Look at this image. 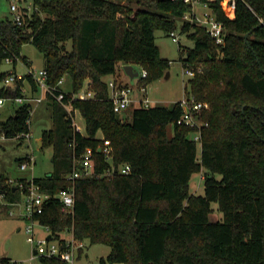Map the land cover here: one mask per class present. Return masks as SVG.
<instances>
[{"label":"trees","instance_id":"1","mask_svg":"<svg viewBox=\"0 0 264 264\" xmlns=\"http://www.w3.org/2000/svg\"><path fill=\"white\" fill-rule=\"evenodd\" d=\"M208 1L224 22L221 45L202 24L182 20L192 10L183 0H34L33 14L23 10L22 23L0 18V82L9 72L2 69L7 57L14 65L19 58L30 64L22 53L26 42L42 51L51 89H63L59 81L66 75L72 80L62 101L47 93L53 125L41 136L42 147H53V167L33 178L52 196L35 216L62 243L63 232L72 231L76 239L109 244L101 264H264V0H237L233 10H224L220 0ZM179 20L181 31L194 40L187 50L180 43L181 58L186 54L185 63L203 67L186 93L210 103L201 114L200 150L191 137L195 128L180 121L179 100L138 101L129 119L118 118L105 79L119 63L142 64L145 84L164 74L170 60L160 54L155 30L170 33ZM27 82L31 95L40 90L27 72L14 89L2 86L0 97L26 96ZM85 83L94 95L74 97ZM32 105L25 100L0 119V133L10 137L30 130ZM68 108L81 111L86 132L76 128ZM99 131L111 140L112 162H128L131 171L73 181L68 174L88 146L94 148L96 171L111 166L99 150ZM197 171H203L204 193L191 191ZM73 184L75 204L65 212L56 194ZM4 188L7 202L20 199L15 186ZM213 201L223 213L219 219L210 217ZM40 257L43 264L66 262ZM17 263L0 257V264Z\"/></svg>","mask_w":264,"mask_h":264},{"label":"rangeland","instance_id":"2","mask_svg":"<svg viewBox=\"0 0 264 264\" xmlns=\"http://www.w3.org/2000/svg\"><path fill=\"white\" fill-rule=\"evenodd\" d=\"M12 2H15L18 5L20 11H27V14L25 15L31 16V14H33L35 7L34 0H0V18L7 16L13 18L14 14L11 9ZM134 4L137 5L136 2ZM202 10L203 7L199 5L198 12L201 13ZM181 24L182 22L179 20L178 26L176 27L177 31L180 33V42L174 40L170 33L165 32L161 28L155 30L156 43L160 47V54L170 60V66L164 74L158 75L145 84L143 80L140 79L142 76V64H137L135 66V68L140 71V75L132 79L125 72L123 64L119 63L116 72L106 75L105 79L107 81L116 79L121 84L131 86L133 100L136 98L148 97L151 105L157 103L171 105L185 95H191V93H186V86L188 85L189 87L190 79L192 77L184 72L185 65L188 64L191 66V64L185 63L186 54L181 58L180 43L183 49L187 50L194 45V40L188 37L187 32L181 31ZM22 53L27 56L31 65H28L23 58H19L16 64V71L18 73L27 72L29 66L30 69L38 70L44 65V55L35 44L31 42L24 43ZM2 69L12 70L13 63L5 60L2 64ZM1 83L2 82H0V86ZM29 85L30 84L27 82L26 88L28 90ZM61 87L65 90L72 89V80L69 75L64 76L63 81L61 82ZM82 93H87L89 95L93 94L92 91L90 93L87 89L86 83L81 88V94ZM38 94H42L41 90L34 95ZM10 103L11 101L8 97L5 98L4 103H0V117H5L9 114ZM136 104L137 102H132L128 108L121 111L122 117L126 119L128 118L127 116L130 117L132 109ZM76 121L81 127V130L86 132V121L80 110H76ZM52 125V106L49 100L44 98L41 101H33L30 126L32 133L31 136H23L19 138L14 135L6 137L0 133V177L6 178L5 180H0L5 184L3 187H0V203L4 204L7 202V193L4 186L9 185V179H12L13 184H16V181L20 179L28 180L34 176H44L52 170L53 147L52 145H45L42 147L43 140L41 141V144L39 142V137H41L42 131ZM169 133H173L172 125L169 126ZM101 134L103 133L101 132ZM198 148L199 150L201 148L200 142L198 143ZM27 155L32 156V162L27 167L22 168L21 160ZM217 175L221 176L220 174ZM18 190L21 195L20 199L12 203L7 202L8 205L0 209V257L7 256L21 261L23 264H43L40 257L41 254L34 252V248L37 246V241L32 242L27 238L28 233L26 231V226L29 223V220L23 214V194L20 189ZM191 191L194 193H204L205 186L203 171L193 173L191 178ZM212 205L215 210L211 213V219L221 218L223 213L217 208L218 202L213 201ZM35 226L38 231V236L47 231L42 224L36 223ZM110 250L111 246L107 243H92L89 239H85V247L81 250L79 257H77L74 262H65L63 264H95L101 259V257H107Z\"/></svg>","mask_w":264,"mask_h":264},{"label":"built area","instance_id":"3","mask_svg":"<svg viewBox=\"0 0 264 264\" xmlns=\"http://www.w3.org/2000/svg\"><path fill=\"white\" fill-rule=\"evenodd\" d=\"M184 2L191 4L192 10L184 13L182 19L190 20L191 22L199 23L205 26L209 33L214 37L217 44L221 45L225 42V27L224 22L219 19L216 13L213 11L208 0H183ZM221 7L224 10H233L237 6V0H220L219 1ZM201 5L203 10L201 13L198 12V6ZM11 9L14 14L13 19L17 23L23 22V12L20 11L18 5L15 2L11 3ZM170 35L174 40L180 42V33L176 28L170 31ZM11 58L7 57L6 61L11 62ZM185 65V64H184ZM203 68L201 66L193 67L188 64L185 65V73L188 76L193 77L197 71H202ZM33 76L37 79L40 85V90L42 94L35 95L32 99L41 101L44 98H47L48 91H51L54 96L58 100H63L65 97V90L59 89L57 85L50 88L47 82L48 71L45 67H41L40 69H30ZM142 77L147 75V69L142 68L141 71ZM23 77V75H18L15 70H9L3 82L7 85H11L13 83H17V80ZM63 81V78L60 79L59 83ZM109 82L110 86V98L113 101V108L117 113H120L124 109L128 108V106L133 102H144L146 105H149L150 99L148 97L137 98L133 100L132 96V87L116 84V79H111ZM16 87V85H15ZM25 90V86H22ZM55 90H59L56 92ZM91 93L92 90L88 89ZM93 92V91H92ZM94 95V92L93 94ZM87 93H82L79 91L74 94L75 96L80 97H89L92 96ZM17 102H24L27 97L23 95L11 96ZM4 101L3 97H0V103ZM180 104L182 106V114L180 117V121L192 126L195 130L191 133V137L198 142H201V132L200 128L203 124L201 119L202 111L206 108L210 107V103L207 100H202L196 98L193 94L185 95L181 99H179ZM32 108H30L32 115ZM69 117L72 119L73 124L77 129L81 130V127L76 121V110H72L68 108ZM28 124L31 126V116L27 119ZM82 131V130H81ZM31 129L22 133H17L16 136L21 138L23 136H31ZM4 136V135H3ZM99 150H101L107 157L108 160L111 161V166L106 167L102 171H96L94 168L93 161V153L94 148L92 146H88L84 149V151L77 157L76 163L79 166H76L69 174L68 177L75 181L79 177H89V176H111L116 173H129L131 171L130 163H122V164H114L112 162V153L113 147L111 140L109 138H105L103 136V142L99 145ZM32 162V156L27 155L21 161V167L25 168ZM9 186H15L17 189H20L23 194V202H24V212L23 214L29 220V223L26 226V231L28 233V240L34 242L37 241L36 250L38 254L52 256L56 258H60L65 260L66 262H74L77 257H79L80 251L85 247V240H79L74 237L72 231H65L68 233L67 236H64V243H62L58 239H54L52 237H48L50 234V227L43 225L46 228V232L42 233L38 236V231L36 230V223H39L38 218L35 216L37 213L42 212L45 206L46 200L49 199L52 194L49 191H45L42 189L40 183L36 182L34 178L23 180L20 179L16 181V184H13V180L9 179ZM59 197V200L62 203V210L65 212H71L73 210L75 204V186L74 184L70 187H65L56 194ZM22 202V201H21ZM64 233V232H63ZM35 249V248H34ZM17 264H23L21 261H18ZM95 264H101L100 260Z\"/></svg>","mask_w":264,"mask_h":264},{"label":"crops","instance_id":"4","mask_svg":"<svg viewBox=\"0 0 264 264\" xmlns=\"http://www.w3.org/2000/svg\"><path fill=\"white\" fill-rule=\"evenodd\" d=\"M29 60V59H28ZM17 64V63H16ZM28 65H31V64H29V63H27ZM42 67H44V65L42 66ZM13 69L15 70V72L18 74V75H25L27 72H29L30 71V66H29V68H28V70H27V72H25V73H18L17 71H16V65H14L13 64ZM25 81H27L26 79H25ZM88 84V83H87ZM87 84H86V86H87ZM15 83H13V84H11V90L12 89H14L15 88ZM2 86H6V84L4 83V82H2L1 83V86H0V88L2 87ZM27 86L25 85V91L27 92L28 91V93H27V95H26V97H27V99L26 100H31L32 101V103H33V97L35 96V95H31L30 94V86H28L29 87V90L26 88ZM88 89V88H87ZM3 98H4V101L2 102V103H4L5 102V96H2ZM8 98H10V101H11V103H10V111H9V114L8 115H6L5 117H0V119H6L8 116H10L11 114H14L15 112H16V108H17V106L20 104L19 102H17L15 99H13L11 96H7ZM137 99V98H136ZM134 102V101H133ZM131 105V104H130ZM129 105V106H130ZM33 106V105H32ZM132 113V112H131ZM131 116V115H130ZM127 117H129V116H127ZM50 128V127H49ZM83 132V131H82ZM98 135L99 136H103V134H101V131L100 132H98ZM42 137V136H41ZM41 137H39V142H40V144H41V141H42V138ZM41 146V145H40ZM1 179H6L5 177H0V180ZM4 182H1L0 181V187H3V185H5V184H3ZM63 236H67V233H63Z\"/></svg>","mask_w":264,"mask_h":264},{"label":"water","instance_id":"5","mask_svg":"<svg viewBox=\"0 0 264 264\" xmlns=\"http://www.w3.org/2000/svg\"><path fill=\"white\" fill-rule=\"evenodd\" d=\"M262 22L264 23V20H263ZM245 37H246V41L249 42V41H248V33L245 34ZM135 66H136V64H134V63H124V64H123V68H124L125 72H126V73H127L132 79H134L135 77H137V76L140 75V71H139L138 69H136ZM167 74H169V73H167ZM234 110H236V108H234ZM116 115H117L118 118L120 117V113H117ZM49 174H50V172H49ZM48 237L50 238L51 235L49 234ZM34 252H35V253L37 252L36 248L34 249Z\"/></svg>","mask_w":264,"mask_h":264}]
</instances>
